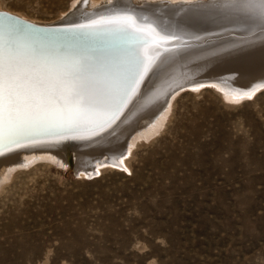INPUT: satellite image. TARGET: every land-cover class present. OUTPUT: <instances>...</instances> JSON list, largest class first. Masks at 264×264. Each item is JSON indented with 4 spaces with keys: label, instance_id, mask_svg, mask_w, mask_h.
Returning a JSON list of instances; mask_svg holds the SVG:
<instances>
[{
    "label": "rangeland",
    "instance_id": "obj_1",
    "mask_svg": "<svg viewBox=\"0 0 264 264\" xmlns=\"http://www.w3.org/2000/svg\"><path fill=\"white\" fill-rule=\"evenodd\" d=\"M88 1L0 0V9L54 25ZM110 1L89 2L108 9L124 0ZM194 1L186 3L203 1L196 12L216 14L209 0ZM226 2L220 26L205 34L257 24L258 10ZM185 39L176 51L203 46ZM198 86L170 99L151 135L129 132L126 166L78 177L71 153L66 164L25 149L21 164L3 167L0 264H264V89L236 102Z\"/></svg>",
    "mask_w": 264,
    "mask_h": 264
},
{
    "label": "bare ground",
    "instance_id": "obj_2",
    "mask_svg": "<svg viewBox=\"0 0 264 264\" xmlns=\"http://www.w3.org/2000/svg\"><path fill=\"white\" fill-rule=\"evenodd\" d=\"M89 1L80 7L77 17H69L63 22L71 24L80 20L84 22L86 19L90 20L86 22L88 26L71 25L76 27L75 30L32 29L31 25L20 23L10 16L42 27L58 24H40L22 14L0 9V13L9 15H0V43L15 39L22 51L35 49L46 57L82 56L94 64L118 66L123 71L114 83V90H120V81L125 77L135 79L131 90L126 94L127 99L118 111L109 112L110 119L100 125L102 128L99 130L84 133L97 127L89 125L74 129L82 130L81 133L61 136L62 138L40 139L0 152V173L3 167L11 168L21 164L22 151L25 149L30 150L28 153L30 156L41 155L42 158L52 160L54 159L52 155L65 154L64 156L69 157L71 153L72 159L75 158L77 161L75 174L78 177L96 175L104 165L123 167L126 166V158L131 153V148L127 150L126 145L129 132L140 131L141 135H151L169 111L170 105L167 103L170 104V99H174L182 89L212 84L229 100L240 102L253 96L257 92H252L264 85V20L260 16L257 24L247 31L232 30L227 34H205L209 33L206 27L220 26L225 2L234 0H209L212 8L215 5L218 7L214 15L196 12L195 7L203 1L192 3L190 6L191 4L188 5L186 2L194 0H138L137 6L142 3L150 5L148 9L142 11H138L128 0H124L123 5H115L108 9H100L103 2ZM237 1L241 3L245 0ZM178 2L180 6L172 5ZM174 9L175 13L169 12ZM202 31L204 34H197ZM149 35L170 42L160 43L163 46L155 41L145 45L132 44L130 47L122 43L127 36L140 38ZM187 37L193 41L201 37L198 44L203 46L176 51L175 45L182 48L188 44L184 42ZM139 38L135 43L142 41L143 38ZM209 40L214 42L206 43ZM145 47L149 49L143 52L142 48ZM147 51L151 52L149 59L144 55ZM138 63L141 75L132 77ZM250 68L252 69L244 72ZM258 76L261 80H256ZM140 88L141 96L134 98ZM60 131L33 128L13 137L5 135L0 138V149L31 137ZM123 147L121 153L111 154ZM68 157H61L65 159L66 164Z\"/></svg>",
    "mask_w": 264,
    "mask_h": 264
},
{
    "label": "snow or ice",
    "instance_id": "obj_3",
    "mask_svg": "<svg viewBox=\"0 0 264 264\" xmlns=\"http://www.w3.org/2000/svg\"><path fill=\"white\" fill-rule=\"evenodd\" d=\"M264 20V0H245ZM115 65L94 64L86 57H46L22 51L15 41L0 43V138L33 128L50 131L100 126L118 111L135 79ZM141 75L139 63L132 77Z\"/></svg>",
    "mask_w": 264,
    "mask_h": 264
},
{
    "label": "water",
    "instance_id": "obj_4",
    "mask_svg": "<svg viewBox=\"0 0 264 264\" xmlns=\"http://www.w3.org/2000/svg\"><path fill=\"white\" fill-rule=\"evenodd\" d=\"M0 15L2 16V15H4V16H9V15H7V14H4V13H0ZM11 18H13V19H15V20H17V21H19L20 23H24V24H27V25H31L32 27V29H37V28H41V29H46V30H75L76 29V27H72L71 25H73V24H78L79 25V27H83V26H80V25H84V26H88L89 24H86V22L87 21H90L89 19H86V22H84V21H82V20H80V21H78V22H73V23H71V24H69V23H63V22H58L57 24V26H52V27H42V26H38V25H35V24H32V23H29V22H26V21H24V20H22V19H20V18H17V17H14V16H10ZM101 21V20H100ZM64 24V25H63ZM67 24H69V26H67ZM86 24V25H85ZM56 25V24H55ZM128 37V36H127ZM125 37L124 38V40H123V44H127V46H132V44L133 45H145V44H149V43H151V42H155V41H157L158 43H168V42H170V40H167V39H164V38H159V37H156V36H152V35H149V36H146V37ZM141 39V38H143L142 39V41L141 42H137V43H135L136 41H137V39ZM149 48L148 47H145V48H142V50H143V52L144 51H146V50H148ZM150 53L151 52H149V51H147V52H145L144 53V55H146L147 56V58L149 59V58H151L149 55H150ZM149 61H151V60H149ZM148 61V62H149ZM264 89V87H262V88H259V89H255L252 93H254V92H259V91H261V90H263ZM134 93V92H133ZM251 93V94H252ZM130 96V95H129ZM131 96H132V94H131ZM99 128H102V126H97V127H94V129H91V130H88V131H84V133H86V132H92V131H95V130H99ZM81 131L82 130H61L60 132H57V133H53V134H49V135H43V136H37V137H31V138H28V139H26V140H23V141H21V142H16V143H13V144H11V145H8V146H6V147H4V148H2V149H0V152H3V151H5V150H7V149H9V148H12V147H14V146H18V145H22V144H26V143H31V142H35V141H37V140H40V139H45V138H54V137H61V136H70V135H72V134H76V133H81ZM74 171V170H73ZM97 176V175H96ZM88 178H93V176H91V177H88Z\"/></svg>",
    "mask_w": 264,
    "mask_h": 264
}]
</instances>
